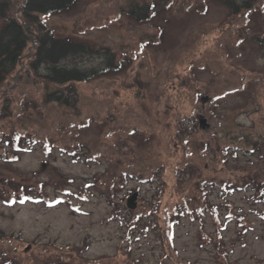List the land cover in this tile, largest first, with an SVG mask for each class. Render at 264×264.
Instances as JSON below:
<instances>
[{
    "label": "rangeland",
    "instance_id": "obj_1",
    "mask_svg": "<svg viewBox=\"0 0 264 264\" xmlns=\"http://www.w3.org/2000/svg\"><path fill=\"white\" fill-rule=\"evenodd\" d=\"M129 1L79 0L68 12L40 16L57 36L121 46L133 54L127 69L77 85L79 114L42 104L38 91L26 92L23 82L0 88V108L2 98L11 100V116L0 122V135L25 129L39 138L49 135L61 146L82 145V154L96 149L103 155L95 162L73 160L56 147L46 152L36 144L16 161L0 157V181L42 183L33 196L63 200L53 206L29 201L6 205L2 197L9 193L1 189L9 187L0 182V234L11 237L16 254L30 261L39 254L65 260L112 258L118 264H264V194L260 200L250 189L220 195L208 187L206 199L216 208L215 216L202 215L186 203L181 182L188 178L178 168L188 163L198 180L234 186L250 173L264 174V159L235 137L259 123L264 129V6L259 2L245 15L234 16L221 0H150L154 17L137 23L120 11ZM102 60L84 55L64 62L90 68ZM26 98L32 106L26 101L22 111L20 101ZM85 119L89 127L77 126ZM97 120L109 125L104 133L92 123ZM214 135L218 142L210 140ZM209 141L218 144L217 154L203 147ZM116 151L136 158L133 175L146 179L161 174L150 182L130 179L117 195L126 206L136 193L135 208H126L151 204L159 210L156 217L138 220L134 213L128 223L126 212L110 203V191L99 178L109 165L106 156ZM177 203L181 207L169 248L162 244L157 224L163 227L162 211Z\"/></svg>",
    "mask_w": 264,
    "mask_h": 264
},
{
    "label": "trees",
    "instance_id": "obj_2",
    "mask_svg": "<svg viewBox=\"0 0 264 264\" xmlns=\"http://www.w3.org/2000/svg\"><path fill=\"white\" fill-rule=\"evenodd\" d=\"M79 0H0V20L3 21L0 27V88L6 87L11 83L26 84L25 91H38L42 104L52 106L57 110L69 113L68 115L79 114V106L81 105L80 94L77 85L80 83H87L96 79L105 78L114 73H119L127 69L129 63H132L133 54L130 51L124 50L121 46H103L96 43H88L85 41H77L68 37L57 36L47 27L42 20L43 15H51L57 13L68 12ZM229 9V13L234 16L245 15L246 12L255 8L259 2L260 7L264 6V0H244L235 3V0H221ZM165 3V2H164ZM121 13L125 14L130 20L137 23H147L155 15L154 1H135L131 0L127 4L120 7ZM96 55L102 58V65L99 67L83 68L77 65H70L64 61L72 56ZM17 82V83H16ZM19 86V85H18ZM17 86V88H18ZM231 92V91H230ZM227 92V93H230ZM218 97V96H217ZM9 99V100H8ZM10 98L5 96L2 98V106L0 108V122L11 116L9 109ZM29 103L32 106V101L28 98L20 101L21 110H25V104ZM9 106V107H8ZM20 110V109H19ZM61 112V111H60ZM75 112L76 114L72 113ZM76 117V116H74ZM91 122L87 119L79 122L77 126L89 127ZM96 126L104 133L108 124L97 120ZM73 125V124H72ZM261 123L256 124L255 127L245 128V130L235 135L236 138H242L244 142L250 147L251 153L257 152L259 159H264V129L260 128ZM261 129V131H260ZM22 130V131H21ZM37 136V137H36ZM210 140L218 142L216 136ZM216 140V141H215ZM62 142V141H60ZM261 143V144H260ZM39 144L42 149L48 152L53 147H56L60 153L66 154L73 160L77 158L86 157L87 161L95 162L100 157L102 152L88 150L87 154L80 153L81 147L77 144L63 145L54 143L51 136L44 135L39 138L35 132H28L25 129L14 128L9 133L3 132L0 135V157L7 162H13L19 159V153L26 150L28 147ZM205 150L210 148L213 154H217L218 144H213L211 141L203 144ZM227 146L223 147L224 153ZM84 149V148H83ZM140 149V148H137ZM142 156L144 151H135ZM136 154L137 156H140ZM85 155V156H84ZM130 155V154H129ZM107 157V158H106ZM109 162L108 167L100 176L99 180L104 186L108 188L110 203L117 207L118 211L125 213L126 221L130 223L132 220L140 219L142 216H157L158 208H152L149 204L147 208H139L129 210L120 203L118 192L126 185L130 179L136 181H152L161 177V174L156 175L150 173L145 179L141 175H133L130 170H133V164L137 161L133 155L127 156L119 151L115 154L106 156ZM184 159V158H183ZM252 162V160H250ZM120 163V164H119ZM116 165L117 169L112 172ZM119 165H121L119 167ZM182 168L183 173H186L188 180L181 182L185 190H187L186 203L195 205L194 211L199 214L209 213L215 216V209L208 204L207 188L219 190L223 195L227 190L238 191L250 189L252 197L260 198L262 200L264 194V174H248L245 176L246 180L241 184L229 183L222 181L215 183L211 180L201 178L198 180L195 177L194 167L180 163L178 168ZM192 167V168H191ZM158 177V178H157ZM207 180V181H206ZM6 181V183H5ZM6 178L0 181L2 185L8 186V190L1 189L4 193H9L7 197L3 196V202L6 205H13L15 203L29 202H43L46 205L53 206L63 202L61 198L55 200H47L44 194L37 196L34 191L41 190L42 183L36 185H15L9 182ZM163 182V180H161ZM163 184V183H162ZM162 213L163 227L157 224L159 230V237L163 245L171 247L172 226L178 217V210L181 205L171 204L167 205ZM216 207V206H215ZM169 209V210H168ZM124 211V212H123ZM217 211V210H216ZM135 213V214H134ZM136 216L135 218L134 215ZM159 219V216L156 218ZM4 235L0 234V264H118L119 262L111 259L105 261L96 259H87L82 256L75 260L73 258L65 260V257L60 255L42 256L39 254L34 256L36 260L30 261L25 258L21 259L16 254L14 246H12L10 238L4 239ZM174 253V252H173ZM127 261H124L125 264ZM128 263V262H127ZM126 263V264H127ZM128 264H137V262H129ZM185 264V263H184ZM187 264V263H186Z\"/></svg>",
    "mask_w": 264,
    "mask_h": 264
},
{
    "label": "water",
    "instance_id": "obj_3",
    "mask_svg": "<svg viewBox=\"0 0 264 264\" xmlns=\"http://www.w3.org/2000/svg\"><path fill=\"white\" fill-rule=\"evenodd\" d=\"M205 123V120H201L200 121V124L203 126V124ZM137 197V194L136 193H133L126 201V206L129 208V209H133L135 208V199Z\"/></svg>",
    "mask_w": 264,
    "mask_h": 264
}]
</instances>
